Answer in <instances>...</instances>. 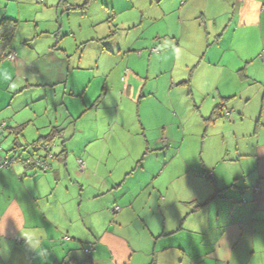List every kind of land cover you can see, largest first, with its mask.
<instances>
[{
	"label": "crops",
	"instance_id": "1",
	"mask_svg": "<svg viewBox=\"0 0 264 264\" xmlns=\"http://www.w3.org/2000/svg\"><path fill=\"white\" fill-rule=\"evenodd\" d=\"M90 1L0 0V19L17 21L8 52L14 54V59L6 57L0 63V81L6 86L16 81L15 87L20 88L17 91L62 83L65 89L69 85L68 95L74 97L61 100L60 114L47 118L48 122L42 125L44 130L49 126V131L38 138L48 135L52 128L63 135L58 148L53 150L56 157L49 161L47 170L41 171L45 174L39 175V171L19 163L0 168V264H100L107 258L114 264H264V103L257 110L252 109L253 112L244 105L249 103L248 96L243 104H230V100L240 98L230 81L236 78L239 58L225 60L223 55L207 58V52L201 60L186 66L181 80L173 75L160 77L166 73L165 68L153 76L142 73L140 76L139 69L135 73L126 71L120 78V67L110 80L116 85V104H137L139 131L133 133L135 137L128 136L129 139L112 140L111 134L102 138L99 133L81 138L82 145L75 152L78 155L85 152L80 148L86 145L99 147L98 151L82 155L85 161L78 158L84 164L83 169L78 160L73 162L74 167L80 168L77 177L83 184L76 185L63 168L68 162V151H76L77 141L72 137L85 131L80 120L96 109L111 88V84L109 87L103 84L101 88L95 84L90 94L88 87L94 78L86 81L87 74L79 72L93 69L92 54L85 62H72L67 46L60 45L65 37L70 38L69 34L74 37L77 33L65 20L67 11L76 9L72 14H86L92 26L102 23L89 16ZM110 6L106 3L104 7L108 11ZM192 10L194 18L208 20L212 29L235 31L250 26L264 29V0H187V14ZM110 17L113 16L109 14ZM119 23L122 28L138 25L129 24L128 20ZM117 25L109 31L108 24V34L104 37L90 36L80 44L97 41L102 46L97 49V55H103L104 50L111 52L110 46L101 40L106 37L113 40ZM142 33L136 32L137 40ZM257 35L259 45L264 47V36L259 30ZM220 42V39L210 41L208 47ZM136 44H121L120 49L130 50ZM121 61L116 62L121 65ZM125 62L129 64L127 59ZM97 65V73L94 71L93 75L99 77L103 75L99 72L103 65L98 62L96 68ZM211 68L228 74L220 78L209 71ZM239 76L247 77L241 73ZM162 85L165 93L160 90ZM176 86L187 89L194 112L190 123L177 102ZM86 93L91 96L88 101ZM6 99L3 97L0 102V111ZM219 103L231 111L230 119L222 116L206 124L203 119ZM0 115L12 117L5 110ZM169 117L183 120L178 125L181 135L173 132L172 124L167 122ZM6 120L3 123L12 126L30 121L15 120L14 124ZM94 124L92 121L90 126ZM68 141L74 147L69 148ZM112 146L120 147L124 161L129 162L124 164V170L118 168L116 162L122 157L117 153L112 155ZM126 146L127 154L122 150ZM9 149L3 154H9ZM113 156L116 166L110 169L108 165L109 170L102 173L101 163ZM65 177L69 180L63 189L65 196H61ZM118 177L123 178L117 180ZM135 178L134 187L120 200L92 203V199L118 190ZM256 182L260 186L257 192L253 190ZM75 200L79 202L77 207ZM28 222L47 231L44 244L49 251L44 259L28 249L20 236L18 225L24 227ZM83 241L92 246L88 260Z\"/></svg>",
	"mask_w": 264,
	"mask_h": 264
},
{
	"label": "rangeland",
	"instance_id": "2",
	"mask_svg": "<svg viewBox=\"0 0 264 264\" xmlns=\"http://www.w3.org/2000/svg\"><path fill=\"white\" fill-rule=\"evenodd\" d=\"M105 1L108 4H111L109 7L110 10L108 11L104 7L106 4ZM190 5L192 4L190 3ZM89 7V16L95 18L96 20H102V23L92 26V24L88 22L86 14H72L74 11H76V9L67 11L64 13L65 20L68 19L72 30L76 29L77 33H75L74 37L69 34L70 38L65 37V39L61 41L60 45L65 44L67 46V55H69L68 58L72 62H85L86 57L89 54H92L90 60L93 62V69L90 71L84 70V72H79L85 75L87 74L85 77L86 81L90 77L94 78L88 87V92L90 94L91 89L95 84L100 85V88L103 86V84H105L106 87H109V84H111L112 89H108L107 94L104 95L105 97L103 98L102 102H100L94 110L95 112L93 111L91 114L80 120L79 124L83 129H85V131L82 134H76L74 137H72L73 141H77V143H75L76 151H68L66 157L68 162L66 161L65 165H63V168H66L68 174L71 175V180H74L76 185H80V183L83 184V182L77 177V171L80 168L77 169L74 167L73 162L76 163L78 158L84 160L82 155H84L86 152L91 153L93 151H98L99 149V147L86 145V147L80 148H84L85 152L78 155L75 152H77L81 138H85L87 134L95 135V133H99V136L102 138L104 136L109 137L111 134L112 140H119V138L129 139L128 136L135 137L133 133L139 131L136 114L137 104L129 102L123 103L122 106H118L116 104L117 89L115 83L110 82V80L114 77V75H116L120 67V78L123 76L124 69H128L127 71L132 73H135V70L139 69L140 71H137V74L140 73V76L141 73L143 76H146L147 74L153 76L158 73L160 74L162 69L165 68L166 73L160 74V77H169L173 75L174 78H180L181 80L182 78L184 79V74L186 73L187 69L186 66L191 62L195 61L194 63H196L197 61L201 60L204 54L207 52V58H218L221 55H223L225 60L239 58L241 63L235 70L238 73L235 72L236 78L233 77V79H230V81L231 86L238 90V96H240V98L238 97L230 100V104H243L246 96H248L247 98H249V103L244 105H246L252 112L255 109H259L263 105L264 47L259 45V41H257V34L259 30L261 35L264 36V29H253V26L246 27L244 29L238 28L235 31L212 29L210 24L207 22L208 20H201L200 17L194 18L192 15L193 10L192 12L189 11V14H187V0H160L158 2L154 0H91ZM98 10H101V12L98 13ZM161 10H163V14H161ZM112 11H114V13ZM67 14H70V16H67ZM109 14L113 16L110 17L111 19L108 18ZM154 18H156V20ZM127 20L129 24L138 25L131 28H122L119 22H127ZM141 20L142 24H139ZM115 23L119 24L117 25V34L114 35L115 38L112 40V37H106V39L101 40L102 43L110 46L111 52L108 53L104 50L102 52L103 55H97V49L102 48L101 43H97V41L84 43L82 45L80 44L81 40L90 38V36L104 37L105 34H108V30L106 29L108 24L111 27V29H109L110 31L115 28L113 26ZM127 31H129V33ZM139 31L143 33L140 39L137 40L136 32ZM218 39L221 40L220 44L217 46L211 45L208 47L210 41ZM133 42H136L137 44L132 49H128L129 51L127 49H120L121 44H129ZM153 48L157 49V52H151V49ZM230 48L233 50H229ZM139 52L141 54L140 60H138L140 56L138 55ZM126 59L129 63L127 65L125 62ZM116 61H121L122 64L118 65ZM98 62L101 67L103 65V69L99 71L102 72L103 75L99 77L93 75L94 71L97 73L98 65L97 68L95 66ZM148 62L150 63L147 65ZM219 70L220 69L217 70L216 68L209 69L210 72L213 74L216 73V75L220 76V78L228 74L225 70L223 73H220ZM202 71H205L204 68H202ZM104 73L107 75L108 80L106 79L107 77L104 75ZM239 73L244 74L247 77H240ZM197 74L200 76L198 71ZM108 81L110 83H108ZM222 83L225 84L224 81H222ZM15 86H17V84L14 80L9 82L7 86L4 85L3 81H0V102H3V97H8V101L7 99L6 103L4 101V104L6 105L3 107L4 109L0 111V114L5 110L6 113L9 112L12 116L4 117L8 119L7 121L0 115V123H3V120H6L7 122L15 124V120L22 122L29 119V122H25L27 124L24 127L23 134L19 135L17 140L19 145L25 146L29 142L37 139L39 136L48 133L49 126L47 127V130H44L42 127L43 124L48 122L47 118H54L60 114L59 104L61 100L68 101L74 97H70L68 95L69 85H66L65 89L62 83L50 85L48 87L34 86L22 91H17L20 90V88H16ZM163 86L164 85L161 86L160 90L162 92L164 91L165 93ZM176 87L177 89L175 90V93L178 92L177 102L179 103V107L188 117L187 119H190V117H192V113L194 112L186 95L187 89L183 87L179 88L180 86ZM46 91H48V93H45ZM89 93H86L85 95V100L87 101L91 97ZM90 101L93 102V98H91ZM7 104H9V106H7ZM169 120H167V122L172 124L170 127L173 129V132L179 133L181 135L182 131H178V125L182 124L183 120L175 117H169ZM92 121L95 122V124L90 126ZM188 122L190 123L191 119ZM188 122L187 126H189ZM8 125H5L4 130L3 128L1 129L2 134L9 132L8 127L12 125ZM175 125L177 126L175 127ZM96 128L97 131H93ZM2 134L0 133V149L2 148V155H0V157L3 159H9L12 157L13 151H9V154L3 153L5 150L13 146L15 136L12 133H8L7 136L4 137ZM39 140H41V138L37 139V141ZM60 140L61 139L56 136L53 150L58 148L57 145L59 144ZM137 140L139 141V139ZM68 143L71 142L68 141ZM18 147L19 146H16L14 148L17 150ZM68 147L72 148L74 145L71 143L70 146L68 145ZM112 150V155L116 153V155H121L122 159L116 162V164H118V168L120 170H124V168H126V165L124 164L128 161H124L120 147L112 146ZM122 150L123 153L125 152L127 154L128 147L126 146L125 148H122ZM114 156L105 159V161L101 163L100 171L102 173H106L109 170L107 167L108 165H111L110 169L114 168L113 166H116ZM190 157L191 154L188 155V158ZM13 165L17 164L14 163ZM105 167H107V169H105ZM38 173L39 175L45 174V172L41 171ZM122 178L123 177H118L117 180H121ZM137 178H135V180L133 179L134 181L132 182L131 180H128L127 185L118 190L115 189L112 192L105 193L104 196L98 197L95 200L92 199V203L94 205H99L103 201L107 200H120L123 196L127 195L131 191V188H133L137 182ZM68 180V177L63 179L62 184H64V186L60 188L61 192H63L61 196H65L63 189H65ZM83 194L85 197V193ZM77 202V200L74 202L76 207L79 203ZM82 202L81 209L84 207L83 204L86 203L85 200ZM83 242L85 243L86 241ZM84 245L90 247L89 243H85ZM102 256H104V254H102ZM112 263L113 262H111L109 258L100 262V264Z\"/></svg>",
	"mask_w": 264,
	"mask_h": 264
},
{
	"label": "trees",
	"instance_id": "3",
	"mask_svg": "<svg viewBox=\"0 0 264 264\" xmlns=\"http://www.w3.org/2000/svg\"><path fill=\"white\" fill-rule=\"evenodd\" d=\"M16 29H17V21L16 20H13L11 18H6V17L0 19V63L6 57L9 58L8 56L11 54V53L8 54V52H9V49H11V42H12V39H13V37L15 35ZM151 52H157V49L153 48V49H151ZM139 53H138V55H139ZM127 70L128 69L124 70V74H125V72ZM185 82H186V84L188 83V81H185ZM123 88H126V84H123ZM99 99H100V97H98L96 99L95 104L98 102ZM224 106H225L224 103L223 104L219 103V104L215 105L213 107L212 111H211L210 116L207 117V118H204L203 121H205V123L207 124L209 122L214 121L218 117L226 116L227 109L225 110ZM228 111H230V110H228ZM230 113H231V111H230ZM230 113H229V117H230ZM26 124L27 123H22V124H18L16 126H9L8 127L10 133H12L15 136V140L14 141L12 140L13 141V146L15 145L14 147H16V146H19V147L16 150V148H14L12 146L8 150V151H13V155H12L11 158H9V159L7 158L8 159L7 162L9 164H7V166H5V167H10L14 163L15 164L19 163V164L23 165L27 169L40 171L38 169V166L35 164L34 161H26L30 157V155L33 154L34 149H35V145H37V144H42L43 145L44 143L50 142V141H53V140L55 142L56 136L62 140L63 139V135L61 137H59V134L61 132L58 131L56 128H52V130L50 131V133L48 135H46L44 137H41L42 138L41 140H39V141L35 140L32 143H29V144H27L25 146L24 145H19L18 142H17L18 136L22 134V131L24 130V127L26 126ZM4 127H5V123H0V133L1 134H2L1 129L3 128V130H4ZM165 144L166 143H164V145ZM51 153H52V156H51L50 159L46 155H43V159L47 160L48 164H49V161L51 159L56 157V154L53 152V147L51 149ZM41 154H43V153H41ZM0 159H3V158L0 157ZM13 159H14V161H13V163H11V160H13ZM3 161H6V158H4ZM0 163H1V161H0ZM49 166H48V168H49ZM0 168H4V167H0ZM47 169H45V170H47ZM241 201L243 202V201H245V199L242 197ZM91 247L92 246L83 248L84 252H85V249L89 248V253L85 252V255L87 256V260L89 259L88 256L90 254Z\"/></svg>",
	"mask_w": 264,
	"mask_h": 264
},
{
	"label": "clouds",
	"instance_id": "4",
	"mask_svg": "<svg viewBox=\"0 0 264 264\" xmlns=\"http://www.w3.org/2000/svg\"><path fill=\"white\" fill-rule=\"evenodd\" d=\"M20 236L26 247L36 253L41 259L48 255L49 249L45 247L44 242L48 239L47 231L42 226H35L28 222L24 227H20Z\"/></svg>",
	"mask_w": 264,
	"mask_h": 264
},
{
	"label": "built area",
	"instance_id": "5",
	"mask_svg": "<svg viewBox=\"0 0 264 264\" xmlns=\"http://www.w3.org/2000/svg\"><path fill=\"white\" fill-rule=\"evenodd\" d=\"M65 8L67 9L69 7L65 6ZM8 57H9V59L13 60L14 59V54H10ZM229 113H230V111H227V113H226V117L228 119H230ZM61 136L62 135L60 133L59 137H61ZM54 144H55V142L53 140V141H50V142H46L43 145L42 144L35 145V149H34L33 154L30 155V157L26 161H34L35 164L38 166V169L40 171H44L45 169L48 168L49 164H48L47 160L43 159V155H46L50 159L51 156H52L51 149L54 146ZM41 153H43V154H41ZM0 161H1L0 167H5V166H7V164H9L7 162L8 159H6V161H3V159H0ZM12 161H14V159L11 160V163H12ZM77 163H78L79 167L81 169H83L84 164H83V162L80 159L78 160ZM253 190L256 191V192L260 190V186H259L258 182L254 183ZM115 210H118V207H116ZM85 252L89 253V248L85 249Z\"/></svg>",
	"mask_w": 264,
	"mask_h": 264
}]
</instances>
